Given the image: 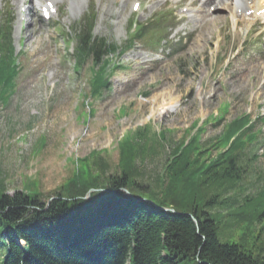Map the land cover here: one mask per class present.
Returning a JSON list of instances; mask_svg holds the SVG:
<instances>
[{"label":"rangeland","instance_id":"obj_1","mask_svg":"<svg viewBox=\"0 0 264 264\" xmlns=\"http://www.w3.org/2000/svg\"><path fill=\"white\" fill-rule=\"evenodd\" d=\"M134 1L126 4L117 27L116 2L102 0L100 6L97 0L92 2L91 10L96 16L94 35L121 46L128 22L149 23L157 13L174 9L158 6L157 0L153 4L147 1L141 12L133 15L130 7ZM154 5L157 7L153 8ZM104 7L108 8L106 14ZM8 8L15 12V28L19 21L16 8L11 0H7L6 5L0 1V14ZM86 11L66 24L68 12L66 3L63 4L59 18L64 29L61 37L54 33L58 26L43 23L38 13L29 24L28 16H23L24 32L20 39L17 40L13 31L15 51L24 53L21 59L26 68L17 80V91L7 107L0 106V179L4 192L11 195L19 190L41 191L47 195L42 197L45 202L71 177L73 161L92 153L107 165L106 173L97 168L95 171L104 176H119L121 140L144 128H148L151 135L164 130L168 137L162 149L156 145L154 155H148L141 162L137 158L135 162L136 167L140 162V179L134 178V182L153 186L171 147L192 123L215 115L226 103L230 106L226 122L243 114H249L252 119L264 116V27L257 21L248 25L250 18H233L232 11H219L209 15L208 19L215 15L223 20L216 24L212 34H207L204 46L194 44L200 32H194L193 22L182 31L181 37L185 36L188 41L185 45H169L168 41H158L157 37L153 46L136 44L119 59L125 69L114 72L109 81L110 91L100 99H89L95 114L84 123L87 116L75 107L83 100L79 93L87 91L90 62L75 74L72 58L61 38L69 36L71 28ZM30 32L31 40L25 39ZM177 47L179 52L175 51ZM221 59H225V65L219 63ZM51 73L54 80H58L54 87L49 80ZM163 96L170 97L166 105H163ZM162 105L163 109L156 112ZM82 110L86 112L84 107ZM257 126L255 129L261 128V133L254 150L257 159L246 167L244 186L247 191L240 195L237 188L234 193L223 194L235 201L253 192L256 177L264 174V124L257 123ZM219 130L208 124L201 133L200 143L214 139ZM214 147L213 155L221 150L220 146ZM234 207L228 202L224 209L217 211L226 214Z\"/></svg>","mask_w":264,"mask_h":264},{"label":"trees","instance_id":"obj_2","mask_svg":"<svg viewBox=\"0 0 264 264\" xmlns=\"http://www.w3.org/2000/svg\"><path fill=\"white\" fill-rule=\"evenodd\" d=\"M87 30L79 35L81 58L94 51L100 60L104 52L114 51L113 46L105 50L103 41L90 45ZM140 37L139 33L131 42ZM4 58L0 55L1 102L16 75ZM92 79V90L98 93L103 70ZM249 122L248 117L237 118L224 127L216 141L226 149L222 153L213 155V143H200L199 134L181 152L176 147L153 186L134 182L140 179L135 162L152 156L164 137L158 140L144 128L121 140L117 177L95 171L106 173L107 165L92 153L78 163L77 173L62 187L67 200L57 199L45 207L22 194L1 196L0 241L8 248L2 264H125L127 260L131 264H264V177L256 179L254 193L239 201L223 195L237 188L240 195L246 192L249 165L243 150L253 146L258 135L251 127L244 129ZM122 188L175 212H158L129 200ZM91 189L108 192H94L84 199ZM228 202L235 206L232 211H217Z\"/></svg>","mask_w":264,"mask_h":264},{"label":"bare ground","instance_id":"obj_3","mask_svg":"<svg viewBox=\"0 0 264 264\" xmlns=\"http://www.w3.org/2000/svg\"><path fill=\"white\" fill-rule=\"evenodd\" d=\"M63 1H66L67 6H68V10L71 12L72 15L76 11L83 10L85 7V5L82 4L80 0H39V1L38 0H32L30 6H27V9L29 11H31L33 13V16L35 17L36 6L39 5V7H41V6L46 7V5H45L46 2H51L55 6H58ZM99 1H101V0H99ZM248 1H251V4H252L251 6L247 5ZM125 2H126V0H125ZM207 3L212 4L211 5V6H213V12L212 13L215 14V13H220V12L223 13L225 11L226 12L232 11L231 14H232L233 18L235 16H237V13H238L237 11L239 9L241 10L242 14L245 13V11H247V10H253L254 14H256L261 9H264V0H208ZM18 4H19V2H18ZM209 4L208 5L204 4L202 7L198 8V9H194V10H191V8H189V10L187 11V13H189V14L190 13L194 14L192 17L193 18L192 21L194 23V29L198 30L200 32V33H198V39H196L194 41V44H196L200 47L204 46V43L206 42L207 34H212L213 28L216 26V24L223 20V18H217V16H215V15L210 17L211 19H208L209 15L212 14L210 12ZM104 11H105V13L107 12V10H104ZM101 13H103V12L101 11ZM118 16H120V11H119ZM18 17L21 18V12L18 13ZM237 23H239V22L236 19L235 24H237ZM233 24H234V22H233ZM19 27H20V23H19ZM20 31L21 30L19 29L16 32L18 36H20ZM31 36H32V33L30 32L27 39L31 40ZM139 57H140V55H139ZM263 86H264V82H263ZM165 97L166 96H163V99H164L163 105H166L167 100H170L169 96H167L166 98ZM163 105L160 108H157L156 112L163 109L162 108Z\"/></svg>","mask_w":264,"mask_h":264}]
</instances>
